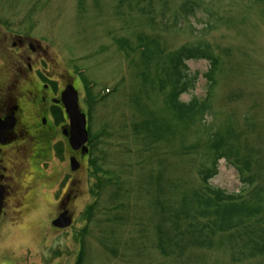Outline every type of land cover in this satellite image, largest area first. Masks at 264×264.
<instances>
[{
	"label": "rangeland",
	"instance_id": "1",
	"mask_svg": "<svg viewBox=\"0 0 264 264\" xmlns=\"http://www.w3.org/2000/svg\"><path fill=\"white\" fill-rule=\"evenodd\" d=\"M27 38L33 68L81 79L90 177L65 232L52 227L58 176L46 181L52 191L37 184L29 216L2 230L0 264H264V0H0V65L32 52ZM198 45L219 58L216 85L210 61L186 62L180 101L207 107L181 123L163 70ZM218 142L228 156L210 187L240 195L254 215L198 232L182 202L204 189ZM50 161L40 166L48 175L64 170Z\"/></svg>",
	"mask_w": 264,
	"mask_h": 264
},
{
	"label": "flooded vegetation",
	"instance_id": "2",
	"mask_svg": "<svg viewBox=\"0 0 264 264\" xmlns=\"http://www.w3.org/2000/svg\"><path fill=\"white\" fill-rule=\"evenodd\" d=\"M23 40L20 39L21 46H24ZM27 43L32 52L16 54L12 68L0 65V236L3 228H10L29 216L37 184L50 191L60 185V212L57 210L56 216L59 218L68 212L75 224L71 205L85 196L83 188L90 177L91 141L87 145L89 152L71 146V122L63 101L70 88L81 96L78 84L81 79L71 74L56 79L49 75L48 69L42 72L40 67L33 68L27 61H31V53H36V48L32 47L33 39L27 38ZM30 70L33 78L28 74ZM80 109L87 117L89 130L90 118L81 97ZM53 157L65 167L62 172L48 175L40 166L49 165ZM53 175L58 176L60 184L47 187L46 181Z\"/></svg>",
	"mask_w": 264,
	"mask_h": 264
},
{
	"label": "trees",
	"instance_id": "3",
	"mask_svg": "<svg viewBox=\"0 0 264 264\" xmlns=\"http://www.w3.org/2000/svg\"><path fill=\"white\" fill-rule=\"evenodd\" d=\"M192 11V10H191ZM192 60H208L211 63V70L206 75L210 86V91L216 85V79L214 77L215 72L219 67V58L211 50V47L205 46H184L172 54L163 70L165 74V80L163 87H171L172 95L168 97V104L175 111L174 118L181 123L191 122L195 114L199 113L202 109L207 107V104H201L199 109L197 101H193L188 105H184L180 101V98L188 92L190 76L188 75V69L186 62ZM222 143L218 142L215 146L216 157L211 167L206 168L200 172L201 181L204 185V189L197 191L193 194L192 199H184L182 202L183 208L186 212H193L195 221L190 224L192 229L201 231V225L205 221H211L217 229L221 231H227L233 228H240L242 221L248 220L254 215L252 209L245 207L242 203L240 195H226L220 190H214L210 187V181L216 178L219 174L218 164L220 160L226 158L227 153H222ZM224 146V145H223ZM241 171V166L238 167ZM175 217H172L173 225L175 223ZM171 219V218H170ZM169 219V220H170ZM176 223L178 220L176 219ZM203 227H206L204 225ZM164 241L163 244H165ZM161 248V247H160Z\"/></svg>",
	"mask_w": 264,
	"mask_h": 264
},
{
	"label": "water",
	"instance_id": "4",
	"mask_svg": "<svg viewBox=\"0 0 264 264\" xmlns=\"http://www.w3.org/2000/svg\"><path fill=\"white\" fill-rule=\"evenodd\" d=\"M69 113L73 124V146L85 145L88 141L86 116L82 115L78 106L77 93L74 90L72 97H69ZM53 226L58 229H68L72 226L71 219L68 218V213L62 214L58 220L53 223Z\"/></svg>",
	"mask_w": 264,
	"mask_h": 264
}]
</instances>
